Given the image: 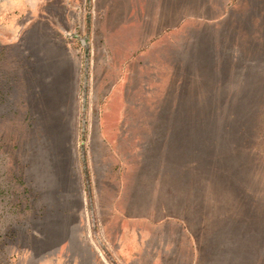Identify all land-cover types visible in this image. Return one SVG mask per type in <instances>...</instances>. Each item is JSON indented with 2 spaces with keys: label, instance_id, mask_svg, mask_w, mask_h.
Segmentation results:
<instances>
[{
  "label": "rangeland",
  "instance_id": "1",
  "mask_svg": "<svg viewBox=\"0 0 264 264\" xmlns=\"http://www.w3.org/2000/svg\"><path fill=\"white\" fill-rule=\"evenodd\" d=\"M0 264H264V0H0Z\"/></svg>",
  "mask_w": 264,
  "mask_h": 264
},
{
  "label": "crops",
  "instance_id": "2",
  "mask_svg": "<svg viewBox=\"0 0 264 264\" xmlns=\"http://www.w3.org/2000/svg\"><path fill=\"white\" fill-rule=\"evenodd\" d=\"M14 33V32H13ZM15 37H18V36H16L15 35ZM20 37V36H19ZM132 233L133 232H131V229H129V228H126V229H123V235H122V243H121V256L123 257V258H129L130 259V256L131 255H133V253H135L136 252V250H140V248H141V244L139 243H129V242H127L126 241V237L128 236V235H132ZM167 244H169L168 242H167ZM167 244L165 245V248L166 247H168L167 246ZM152 246H150V248H151ZM165 248H163V249H165ZM145 250H148V248H146ZM161 256H159V259H162V260H168V252H161ZM148 257H150L151 258V256H148ZM147 257H146V255L144 256V260L146 259ZM177 259H178V257H177ZM179 260V259H178ZM182 260H184V259H182Z\"/></svg>",
  "mask_w": 264,
  "mask_h": 264
}]
</instances>
